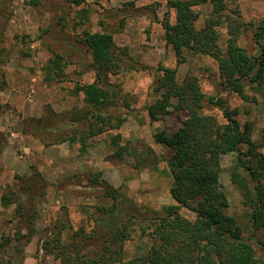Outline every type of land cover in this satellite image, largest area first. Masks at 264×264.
<instances>
[{
  "label": "rangeland",
  "instance_id": "374dc122",
  "mask_svg": "<svg viewBox=\"0 0 264 264\" xmlns=\"http://www.w3.org/2000/svg\"><path fill=\"white\" fill-rule=\"evenodd\" d=\"M166 5V0H89L75 7L68 0H40L36 7L31 0H0V240H12L0 253V264H22L25 250H35L39 264H60L43 249V242H50L60 230L63 241L82 230L72 249L92 256L103 250L110 230L104 209L113 211L115 226L129 223L131 238L124 244L128 259L151 249L153 241L142 234L140 223L162 214L165 206L176 205L170 194V151L156 144L153 135L172 133L180 121L171 109L169 114L160 113L159 121L149 115L151 108L157 111L156 86L163 68L177 69L179 83L197 77L207 100L214 98L223 109L237 111L242 125L253 122L254 139L264 154L263 97L250 86L247 101L228 90L211 57L186 51L185 61L179 63L164 40L160 21ZM234 10L244 22L258 26L264 19V0H237L229 6L230 12ZM170 18L174 23L173 11ZM105 30L114 34L116 51L125 54L124 64L121 71L104 78L119 93L116 104L102 111L113 118L114 127L92 136V126H101L94 117L101 111L73 89L77 83L97 79L92 55L82 42L84 32ZM221 34L223 45L227 30ZM239 45L253 56L261 50L251 30L240 36ZM57 55L66 58L65 77L48 84L45 70L50 61H58ZM203 113L220 125L226 123L221 107L209 101ZM185 118L187 113L182 114ZM236 158V154L221 158L220 183L229 214L237 218L244 237L263 260L258 244L262 235L252 230L250 211L231 179ZM4 196L10 205H4ZM28 213L36 217L34 233L30 241L17 242L27 233ZM181 213L195 219L186 209ZM93 232L85 244V235Z\"/></svg>",
  "mask_w": 264,
  "mask_h": 264
},
{
  "label": "trees",
  "instance_id": "16d2710c",
  "mask_svg": "<svg viewBox=\"0 0 264 264\" xmlns=\"http://www.w3.org/2000/svg\"><path fill=\"white\" fill-rule=\"evenodd\" d=\"M68 1L80 7L89 0ZM166 1L167 11L160 22L166 45L175 52L179 63L185 61L186 51L211 57L218 63L228 90L247 101L245 91L250 86L264 99V19L258 26L244 22L237 10L229 11L230 4L237 0ZM31 4L37 7L40 0H31ZM171 11L175 14L174 23H171ZM222 29L227 30L223 45ZM249 30L261 46L258 55H250L239 45L240 36ZM82 42L92 55L97 79L90 84L77 83L73 93L83 94L91 108L101 111L94 116L101 126L97 129L92 126L90 132L97 136L104 133L106 126L114 127L113 118L102 111L116 104L119 93L104 78L123 69L125 54L116 51L114 34L107 30L84 32ZM56 58L58 61H50L45 70L44 81L48 84L61 82L65 77L66 58L60 55ZM161 71L163 74L156 86L160 95L157 111L151 108L149 115L154 122L159 121L158 115L169 114L171 109L180 125L170 134L160 131L153 135L156 144L170 151L168 167L173 178L170 194L176 202V205L165 206L162 214L144 218L140 223L142 234L151 238L153 246L143 255L128 259L124 244L131 238L129 223L115 226L113 211L104 209L109 216L110 230L105 235L103 250L95 251L92 256L82 250H73L83 231L74 232L69 241H63L60 230L53 234L50 242H43L45 253L60 264H264V259L258 257L252 243L244 237L237 218L229 214V200L220 183L221 158L236 154L231 179L242 192L243 204L250 211L252 230L262 235L258 244L264 251V154L253 136L254 123L247 121L242 125L237 111L223 109L214 98L207 100L197 77L188 76L179 83L177 69L163 68ZM207 101L221 107L226 119L224 125L203 113ZM183 113H187V118L182 119ZM10 201L3 197L5 206L10 205ZM182 209L192 212L195 219L183 216ZM35 219L34 213H28L27 233L20 235L17 242L31 240ZM60 226L66 228L65 223ZM94 233L85 235V244ZM11 242L1 238L0 253Z\"/></svg>",
  "mask_w": 264,
  "mask_h": 264
},
{
  "label": "crops",
  "instance_id": "0c3cea01",
  "mask_svg": "<svg viewBox=\"0 0 264 264\" xmlns=\"http://www.w3.org/2000/svg\"><path fill=\"white\" fill-rule=\"evenodd\" d=\"M35 250H25L24 264H39L38 260L34 256Z\"/></svg>",
  "mask_w": 264,
  "mask_h": 264
}]
</instances>
